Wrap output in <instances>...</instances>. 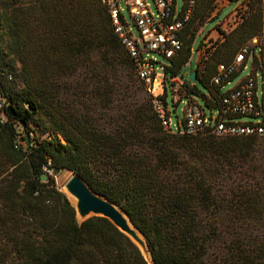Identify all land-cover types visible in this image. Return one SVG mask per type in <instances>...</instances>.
<instances>
[{"label": "trees", "instance_id": "trees-1", "mask_svg": "<svg viewBox=\"0 0 264 264\" xmlns=\"http://www.w3.org/2000/svg\"><path fill=\"white\" fill-rule=\"evenodd\" d=\"M218 1L197 0L169 77L191 63ZM232 19L200 43L197 81H185L209 110L226 92L218 66L255 40L264 81V0H242ZM128 65L101 0H0V264H148L108 219L78 223L62 171L123 208L156 264H264V135L171 134L151 95L107 127L99 111L114 109ZM261 106L264 125V86Z\"/></svg>", "mask_w": 264, "mask_h": 264}, {"label": "built area", "instance_id": "built-area-1", "mask_svg": "<svg viewBox=\"0 0 264 264\" xmlns=\"http://www.w3.org/2000/svg\"><path fill=\"white\" fill-rule=\"evenodd\" d=\"M101 1L108 9L114 33L132 61L137 78L153 97V110L167 132L189 136L207 133L217 138L264 135L261 106L264 81L253 68L249 76L225 92L220 107L210 109V116L197 97L186 96L185 82L181 75L169 77L167 74L170 61L183 48L181 35L197 7V0H183L182 3L180 0H152L153 4L151 0ZM125 9L139 32L138 38L133 35ZM152 53L161 55L168 64L149 58ZM250 60L253 61L252 44H246L233 62L218 66L213 82L218 85L232 83L247 69ZM167 87L175 92L174 95L172 91L174 109L180 103L186 104L183 119L177 127L172 122ZM4 106H7V100L2 98L0 109ZM239 118L252 121L240 122L237 121ZM5 120L0 115V123ZM16 143L19 145L21 138Z\"/></svg>", "mask_w": 264, "mask_h": 264}, {"label": "rangeland", "instance_id": "rangeland-1", "mask_svg": "<svg viewBox=\"0 0 264 264\" xmlns=\"http://www.w3.org/2000/svg\"><path fill=\"white\" fill-rule=\"evenodd\" d=\"M152 2V0H151ZM183 0H180V3H182ZM153 4V2H152ZM242 5V0H238L237 2H232L230 0H219L216 4V11L212 14L211 18L208 20L207 24L201 28L197 40L195 42L194 46V55L192 58L191 63H189L186 67L183 68L181 71V77L183 81L185 82L187 78H189L190 74L192 73L190 64L193 65V69L196 70V65L199 64V61L201 58H203L206 55V48L201 45L199 46L201 42L204 43V45H208L209 41H215L219 37V33L217 30V27H220L223 30H229L231 29L230 26L233 24L232 15L235 13V10L239 8ZM124 7V6H123ZM125 16L127 17L128 22L131 24V30L133 32V35L138 38L139 32L136 28V26L133 24L132 19L130 18V15L125 9ZM255 45V43L252 44V47ZM149 58L156 59L159 62L167 63V61L158 53H152L149 55ZM253 68V61L250 60L248 62L247 69L241 73L232 83L225 86L224 91H228L236 86V84L244 79L245 77L249 76L252 73ZM260 78L262 79L261 75ZM199 88L203 93L208 95V91L200 84L198 83ZM118 99L114 103V109L112 111L109 110H100L99 112V118L100 122L107 127L111 128L115 126V124L119 121L120 117L116 115L118 111L122 112L128 109H133L134 107L142 104L146 98L150 95L148 92V89L144 87L143 89L138 84V79L135 75V73L132 70V66H127V81L121 83V86L118 88ZM262 90V86H261ZM172 91L173 89L171 87H167V96L169 97L168 102L172 108V122L177 127L178 124L182 121L184 116V110L186 107V104L180 103L175 109L173 105V98H172ZM174 92V91H173ZM175 95V92H174ZM199 101L201 105H204L203 99L199 98ZM207 114L210 116L211 112L209 109H207ZM237 121L240 122H249L252 121L251 119H237ZM65 174L70 175L69 171H62L57 176V187L60 189V191L63 192V176ZM61 178V179H60ZM60 179V180H59ZM62 182V183H61ZM62 184V185H61Z\"/></svg>", "mask_w": 264, "mask_h": 264}, {"label": "water", "instance_id": "water-1", "mask_svg": "<svg viewBox=\"0 0 264 264\" xmlns=\"http://www.w3.org/2000/svg\"><path fill=\"white\" fill-rule=\"evenodd\" d=\"M190 67L192 73L189 79L196 82L197 71L193 69L192 64ZM8 113L15 116L12 107L8 109ZM63 192L75 208L78 223L82 224L92 217L108 219L139 248L148 264H156L146 238L134 225L129 214L107 196L95 192L81 175L70 172Z\"/></svg>", "mask_w": 264, "mask_h": 264}, {"label": "bare ground", "instance_id": "bare-ground-1", "mask_svg": "<svg viewBox=\"0 0 264 264\" xmlns=\"http://www.w3.org/2000/svg\"><path fill=\"white\" fill-rule=\"evenodd\" d=\"M68 177H69V175H68V174H65V175L63 176V178H62L63 181H64L63 185L61 184L63 188H64V185H65L66 180L68 179ZM60 179H61V178H60ZM60 179H59V180H60ZM61 183H62V182H61ZM62 190H63V189H62Z\"/></svg>", "mask_w": 264, "mask_h": 264}]
</instances>
